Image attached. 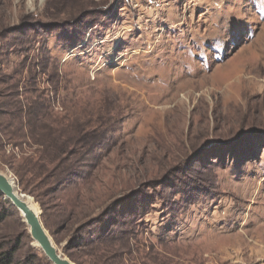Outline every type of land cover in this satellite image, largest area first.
Masks as SVG:
<instances>
[{"label":"rangeland","instance_id":"1","mask_svg":"<svg viewBox=\"0 0 264 264\" xmlns=\"http://www.w3.org/2000/svg\"><path fill=\"white\" fill-rule=\"evenodd\" d=\"M1 95L96 132L64 163L83 180L54 184L0 117V171L76 264H264V0H0ZM132 196L148 211L128 238L87 245ZM6 250L52 264L0 194Z\"/></svg>","mask_w":264,"mask_h":264},{"label":"trees","instance_id":"2","mask_svg":"<svg viewBox=\"0 0 264 264\" xmlns=\"http://www.w3.org/2000/svg\"><path fill=\"white\" fill-rule=\"evenodd\" d=\"M37 113L36 109L28 110L25 107L14 112L0 109V117L8 116L19 119V131L23 134L15 139H25L24 135L28 133L35 144L45 148L40 156H34V153L29 155L27 159L28 166L25 167L26 173L40 177L43 181L53 180L54 184H65L67 182L78 184L79 181L83 180L81 177L82 172L77 171L75 168L67 169L64 166V163L70 159L68 150L76 145L91 143L96 138V132L87 131L82 125L73 127L70 125L72 119L64 120L60 124L58 121L48 120L47 118L39 119ZM56 125L61 126L56 127ZM71 129H76V132L71 134ZM12 134L14 135V133ZM40 136L43 138H40ZM0 143H3V141L0 140ZM35 157H40V159L34 162ZM50 165L54 166L51 167ZM65 173L68 176H65ZM21 184H24V181ZM139 201L141 200L134 198V196L130 199L121 200L113 205V210H108L95 218L91 225L94 223H97V225L92 230L91 235L93 238H89L87 245H102L107 239L115 236L120 239H127L132 222L139 213L148 211V205ZM111 212L114 214L113 217L110 216ZM1 217L4 219L5 215L2 214ZM0 264H15V252L13 250L0 252Z\"/></svg>","mask_w":264,"mask_h":264},{"label":"water","instance_id":"3","mask_svg":"<svg viewBox=\"0 0 264 264\" xmlns=\"http://www.w3.org/2000/svg\"><path fill=\"white\" fill-rule=\"evenodd\" d=\"M0 194L20 212L29 227L32 239L52 264H76L59 251L41 220V213L37 214L32 209L25 197L27 195L19 192L14 180L1 171Z\"/></svg>","mask_w":264,"mask_h":264},{"label":"bare ground","instance_id":"4","mask_svg":"<svg viewBox=\"0 0 264 264\" xmlns=\"http://www.w3.org/2000/svg\"><path fill=\"white\" fill-rule=\"evenodd\" d=\"M26 197V196H25ZM27 201H28V203L30 204V206L32 207V209L37 213V214H40L39 213V210H38V208H37V206H36V204L33 202V201H31V200H29V199H27ZM37 244V243H36Z\"/></svg>","mask_w":264,"mask_h":264}]
</instances>
